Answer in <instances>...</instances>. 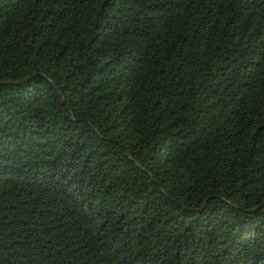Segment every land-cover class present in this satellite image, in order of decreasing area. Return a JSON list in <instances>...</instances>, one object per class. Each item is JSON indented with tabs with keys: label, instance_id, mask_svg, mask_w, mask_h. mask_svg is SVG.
<instances>
[{
	"label": "trees",
	"instance_id": "16d2710c",
	"mask_svg": "<svg viewBox=\"0 0 264 264\" xmlns=\"http://www.w3.org/2000/svg\"><path fill=\"white\" fill-rule=\"evenodd\" d=\"M0 264H264V0H0Z\"/></svg>",
	"mask_w": 264,
	"mask_h": 264
}]
</instances>
